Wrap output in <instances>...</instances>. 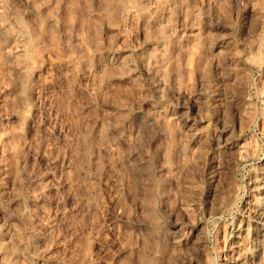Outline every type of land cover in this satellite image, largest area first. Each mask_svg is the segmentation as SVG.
<instances>
[{
    "label": "rangeland",
    "instance_id": "374dc122",
    "mask_svg": "<svg viewBox=\"0 0 264 264\" xmlns=\"http://www.w3.org/2000/svg\"><path fill=\"white\" fill-rule=\"evenodd\" d=\"M0 264H264V0H0Z\"/></svg>",
    "mask_w": 264,
    "mask_h": 264
},
{
    "label": "bare ground",
    "instance_id": "6f19581e",
    "mask_svg": "<svg viewBox=\"0 0 264 264\" xmlns=\"http://www.w3.org/2000/svg\"><path fill=\"white\" fill-rule=\"evenodd\" d=\"M262 214V207H260V205L257 206V209H256V215L257 217H260ZM156 260V259H155Z\"/></svg>",
    "mask_w": 264,
    "mask_h": 264
}]
</instances>
